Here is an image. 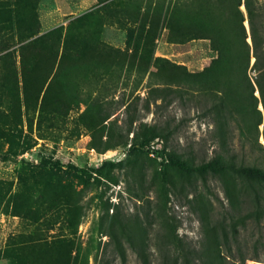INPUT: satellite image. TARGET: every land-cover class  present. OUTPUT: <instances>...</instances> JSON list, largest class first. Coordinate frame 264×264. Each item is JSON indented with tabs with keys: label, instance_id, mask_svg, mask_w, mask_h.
Here are the masks:
<instances>
[{
	"label": "trees",
	"instance_id": "obj_1",
	"mask_svg": "<svg viewBox=\"0 0 264 264\" xmlns=\"http://www.w3.org/2000/svg\"><path fill=\"white\" fill-rule=\"evenodd\" d=\"M40 1L0 0V146H7V156L22 155L36 139L46 138V127L61 129L71 111L84 105L78 123L90 133L89 148L98 154L124 148L127 154L96 168L70 166L74 174L43 157L29 172L22 165L17 190L0 180V213L34 225L30 233L8 237L0 260L90 264V248L77 236L85 207L74 178L89 189L103 180L119 184L113 174L124 170L127 193L148 209L141 204L142 211L130 216L118 204L103 202L98 228L107 240L99 243L94 264H114L117 258L125 263L128 249L141 264H154V249L156 264H230L241 229L264 220V1L97 0L87 12L44 33ZM107 26L126 32L125 49L103 40ZM164 32L170 44L209 41L215 56L200 71L157 56ZM124 74L134 75L138 85L146 79L148 97L132 94L115 101ZM190 91L207 100L214 155L198 161L159 149L152 156L150 144L160 139L167 147L176 129L168 122H144L141 111L184 101ZM122 107L123 120L114 116ZM211 178L222 184L227 208L215 207L206 192ZM173 195L184 197L201 223L197 245L181 238L179 225L168 219ZM59 223L68 235L49 234ZM247 258L242 255L241 264Z\"/></svg>",
	"mask_w": 264,
	"mask_h": 264
},
{
	"label": "rangeland",
	"instance_id": "obj_2",
	"mask_svg": "<svg viewBox=\"0 0 264 264\" xmlns=\"http://www.w3.org/2000/svg\"><path fill=\"white\" fill-rule=\"evenodd\" d=\"M264 1V0H260ZM97 3V0H41L39 4V16L42 33L54 29L60 25H65L71 18L79 16ZM103 40L116 48L125 49L126 32L115 27L107 26L103 31ZM157 56L165 57L178 64L185 65L190 71H200L210 59L215 56L211 50L209 41L194 40L186 44H170L166 41V32H164L158 42ZM116 81V80H115ZM138 79L134 75L126 77L124 74L120 80L118 92L115 94L114 100L124 98L128 100L129 96L148 97V81L145 79L141 85H138ZM193 91L187 95L184 101L176 100L168 107L162 109L151 106V111L142 110V120L149 124L166 122L171 124L175 130V134L166 143L159 145L160 150L165 151L177 150L196 160H207L214 155L217 149V143L214 138L212 117L206 112L207 100L202 96L198 97ZM112 100V97H109ZM140 105V108H142ZM85 106L82 105L78 111H71L66 125L61 129L44 130L45 139H36V131L32 134L36 139L34 144L28 151L17 157L7 156L5 154L7 146H0V180L11 181L14 191L19 188V176L22 174V165L29 172L35 169L41 163L43 157L51 158L52 161H59L61 167L66 172L74 174L75 169L70 166L83 168H96L101 166L104 161L110 160L119 162L126 158L127 151L124 148H118L108 151L105 154H98L95 150L90 149L88 144L90 141V133L83 125L78 123L79 115L84 111ZM123 120L125 109L122 107L114 115ZM263 127L261 126V129ZM27 124L24 125V132H27ZM36 129V126H35ZM263 139H261V142ZM25 164H23L24 162ZM116 179L119 184L112 181L103 180L102 184L95 185L89 189L79 185V180L75 179L78 189L83 192L81 204L85 207V216L83 217L78 228L77 236L83 245L90 248V264H94L93 256L99 249V243L107 240L99 232L98 224L102 216L103 202L110 201L118 204L124 209L126 214L133 215L136 209L142 211L144 205L145 210L148 209L146 202H139L127 193V177L125 171H115ZM67 177V174L65 175ZM93 181V180H92ZM208 195L212 198L215 207L223 209L228 207V202L222 184L211 178L208 181ZM151 199L155 196L152 192ZM101 197L102 200H101ZM142 204V206H141ZM168 219L179 225L178 234L186 242L197 245L202 237L201 223L197 215L192 210L184 197L171 196L169 202ZM113 210V208H112ZM144 214V213H141ZM162 219L156 220L155 229L158 231L162 227ZM44 234L47 224L42 225ZM34 230V225L30 222L11 215L0 213V249L5 247L9 236L18 233H30ZM69 230L61 223L57 224L49 234L68 235ZM156 239L153 236L152 245L155 248ZM233 249V256L230 264H241V256H247L245 264H264V220L260 224L250 222L245 228L239 232L237 241ZM241 250H237V246ZM255 257H259L256 261ZM152 260L156 264L158 254L154 249L152 251ZM0 264H8L5 260H0ZM114 264H141L137 255L132 249H128L127 261L124 263L119 258L115 259Z\"/></svg>",
	"mask_w": 264,
	"mask_h": 264
},
{
	"label": "built area",
	"instance_id": "obj_3",
	"mask_svg": "<svg viewBox=\"0 0 264 264\" xmlns=\"http://www.w3.org/2000/svg\"><path fill=\"white\" fill-rule=\"evenodd\" d=\"M161 143H164V141L163 140H160V139H156L155 141H153L151 144H150V146H149V149H150V152H151V155L152 156H154V150H159L160 149V147H159V145L161 144Z\"/></svg>",
	"mask_w": 264,
	"mask_h": 264
},
{
	"label": "water",
	"instance_id": "obj_4",
	"mask_svg": "<svg viewBox=\"0 0 264 264\" xmlns=\"http://www.w3.org/2000/svg\"><path fill=\"white\" fill-rule=\"evenodd\" d=\"M242 9H243V11L245 12V7H244V6L242 7ZM246 26H247V28H248V22H247V21H246ZM248 29H249V28H248ZM249 42H251L250 39H249ZM254 61H255V58H253L252 63H254ZM256 95L259 96V92H258V91H257ZM260 108L262 109V106H261Z\"/></svg>",
	"mask_w": 264,
	"mask_h": 264
}]
</instances>
